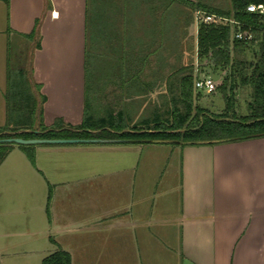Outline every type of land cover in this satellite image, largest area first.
Returning a JSON list of instances; mask_svg holds the SVG:
<instances>
[{
  "label": "crops",
  "instance_id": "0c3cea01",
  "mask_svg": "<svg viewBox=\"0 0 264 264\" xmlns=\"http://www.w3.org/2000/svg\"><path fill=\"white\" fill-rule=\"evenodd\" d=\"M219 1L0 0V37L36 28L42 43L34 77L47 96L46 124L60 117L77 125L95 74L126 87L116 95L127 113L124 99L145 77L135 68L146 63L131 52L148 54L154 35L181 30L184 19L198 33L199 13L224 8ZM88 49L123 55L107 58L100 74L88 70L101 63L87 58ZM5 60L0 126L8 112L7 53ZM103 109L99 115L112 108ZM24 152L14 146L0 164V264H42L60 247L73 264H264V137L203 145L39 143L35 163ZM43 237L53 247L40 253Z\"/></svg>",
  "mask_w": 264,
  "mask_h": 264
},
{
  "label": "trees",
  "instance_id": "16d2710c",
  "mask_svg": "<svg viewBox=\"0 0 264 264\" xmlns=\"http://www.w3.org/2000/svg\"><path fill=\"white\" fill-rule=\"evenodd\" d=\"M183 1L192 6L196 5L193 0ZM262 1L264 0H231V9L207 6L203 8L208 13L233 17L244 22L243 29L252 33V38L233 39L232 27L225 21H201L199 24L198 55L202 63L214 69L227 70L222 83L218 85V90L222 91L226 101L221 112H211L199 105L194 106L196 77L194 65L190 64L180 67L168 76L171 91L176 84L179 90V96L172 98L168 115L155 111L131 126L129 115L124 109H110L103 115H96L89 102L90 90L87 82L82 122L77 125L67 124L60 118L53 126H48L43 110L47 96L40 94L39 99L27 69L18 61L20 57L15 53V44L10 42L6 91L7 122L0 126V138H106L118 142L203 145L264 137V25L255 14L246 10L248 3ZM35 35L36 28L24 36L32 38ZM37 47H41L40 42ZM98 54H104L106 58H122L123 55L110 50L101 53L87 50L88 59ZM147 55L136 56L145 61ZM144 70L141 67L135 68V75L138 76ZM35 86L36 89L42 87L40 83ZM238 89L246 100L247 111L242 113L237 107ZM199 94L200 92L197 95ZM15 145L0 142V164ZM18 145L35 163V145ZM50 196L51 194L49 199ZM47 209L49 212V201ZM42 264H73L72 255L60 247L47 255Z\"/></svg>",
  "mask_w": 264,
  "mask_h": 264
},
{
  "label": "rangeland",
  "instance_id": "374dc122",
  "mask_svg": "<svg viewBox=\"0 0 264 264\" xmlns=\"http://www.w3.org/2000/svg\"><path fill=\"white\" fill-rule=\"evenodd\" d=\"M219 2H222V5L226 9L232 8L231 0H220ZM182 21H183L182 22L183 27H181V30L179 31L177 30V32H172V34L154 35L153 38L154 41L148 43L147 45L146 53H148V55L145 60L146 63L143 74L145 77L141 79V82L132 83L135 85V87L132 89L133 92H135V95H133L129 100L126 98L124 99V101L127 102L125 108L129 115L128 121L130 126L135 124L144 117L151 116L152 113L155 111L160 112V114L162 115H168V111L170 110L171 108L170 106L172 104L171 102L172 98L174 96L176 97L179 96L178 84H176V79L174 80L176 85H174L172 89L173 91H171V88L169 87V83H168V76L173 71L179 69L184 65L193 64L195 77L210 75L213 77V79L217 84L216 89L211 93H207L205 91L198 90L197 88H195L196 98L194 101V106L199 105L200 107L206 108L211 112H221L225 108L226 101L222 91L218 90V85L222 83L223 77L227 72V70L223 68L214 69L213 67L207 66L204 63H202L203 61L198 55L197 29L196 27L195 28L189 27L188 24L186 23V22L189 23V21L185 19ZM17 33L19 32L15 30L12 33V36L10 37L8 36V33L6 37L5 36L0 37V63L1 64L5 63L6 61L5 53H7V59H8L7 48L10 42H13L16 48L15 53L16 55H18V57H20L18 61L24 64L31 78V82L34 85L36 94L39 96V99H41L40 94H43L42 87L36 89L35 86L38 83V81L34 77L33 58L38 48L37 47L38 42L42 43V35L39 34L33 36L32 38H27ZM5 46H6V52H5ZM154 49H157V51H155ZM96 57L101 60V63L92 61L94 67L91 66L93 68L89 67V69L95 70L97 73L100 74H102L103 72H107L108 70L107 65L109 63L106 56H104V54L103 55L98 54V56ZM105 58L106 60L103 61V59ZM130 58H132L133 60H135V58L139 59V57H137L136 55L133 58L132 52ZM114 74H116V72ZM95 75L96 77L94 78L93 81H96L97 83L88 82L89 90H91V92L92 90L94 91L92 92V95L91 94L89 95V102L93 106V111L97 113V115H99L104 111L103 108H105V106L108 108H112L115 111H118L122 106L121 105L122 100L117 98L116 92L118 91L122 92L123 90L126 89V87L121 86L120 83L118 82L116 83L115 82L108 83L107 81L105 82L106 77H103L101 79L99 75L98 76L97 74ZM63 84L65 85V82H63ZM71 86H73V83L70 84V87ZM198 92H200L199 95H197ZM98 106L99 109L96 110ZM237 107H238V111L241 113L247 111L246 100L243 94H241L240 89H238L237 92ZM58 119H60V117L56 118L53 124ZM53 124L51 126H53ZM15 144L16 147H19L17 143ZM38 144L39 143L32 145L38 146ZM82 152L83 151L81 152L76 151V153H81V154ZM25 156L29 160L27 154H25ZM31 185L32 184H30L29 186ZM42 239L43 241L40 239L38 243V249L40 253L42 251L43 252L48 251L47 250L48 247H53V245L47 241L46 237H43Z\"/></svg>",
  "mask_w": 264,
  "mask_h": 264
},
{
  "label": "built area",
  "instance_id": "2783aa9c",
  "mask_svg": "<svg viewBox=\"0 0 264 264\" xmlns=\"http://www.w3.org/2000/svg\"><path fill=\"white\" fill-rule=\"evenodd\" d=\"M246 10L248 12H251L255 14L259 21L264 25V1L262 2H251L246 5ZM199 13L198 15V20L205 21V22H210L213 20H218V21H225L229 23L232 27V38H239V39H244V38H252V33L249 30L243 29V25H245L244 22L239 21L233 17H222L218 16L216 14H211L207 12ZM195 87L198 90L205 91L207 93L213 92L217 84L215 80L213 79L212 76L210 75H204L202 77H196L195 79Z\"/></svg>",
  "mask_w": 264,
  "mask_h": 264
},
{
  "label": "water",
  "instance_id": "95a60500",
  "mask_svg": "<svg viewBox=\"0 0 264 264\" xmlns=\"http://www.w3.org/2000/svg\"><path fill=\"white\" fill-rule=\"evenodd\" d=\"M115 139L106 138H23V137H6L0 138V142H10L17 144H37V143H77V142H108Z\"/></svg>",
  "mask_w": 264,
  "mask_h": 264
}]
</instances>
